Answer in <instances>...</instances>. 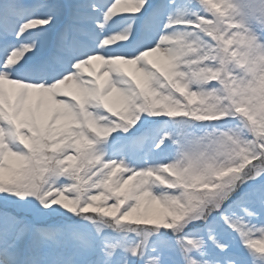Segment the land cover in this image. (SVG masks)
<instances>
[{
	"label": "snow or ice",
	"instance_id": "1",
	"mask_svg": "<svg viewBox=\"0 0 264 264\" xmlns=\"http://www.w3.org/2000/svg\"><path fill=\"white\" fill-rule=\"evenodd\" d=\"M0 264H264V0H0Z\"/></svg>",
	"mask_w": 264,
	"mask_h": 264
}]
</instances>
